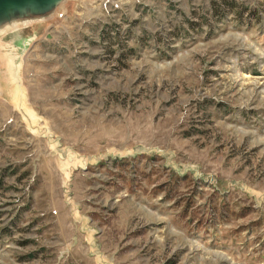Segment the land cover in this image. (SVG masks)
Returning a JSON list of instances; mask_svg holds the SVG:
<instances>
[{
	"label": "rangeland",
	"instance_id": "obj_1",
	"mask_svg": "<svg viewBox=\"0 0 264 264\" xmlns=\"http://www.w3.org/2000/svg\"><path fill=\"white\" fill-rule=\"evenodd\" d=\"M0 264H264V0L0 24Z\"/></svg>",
	"mask_w": 264,
	"mask_h": 264
},
{
	"label": "water",
	"instance_id": "obj_2",
	"mask_svg": "<svg viewBox=\"0 0 264 264\" xmlns=\"http://www.w3.org/2000/svg\"><path fill=\"white\" fill-rule=\"evenodd\" d=\"M62 0H0V24L13 18L36 17L50 12Z\"/></svg>",
	"mask_w": 264,
	"mask_h": 264
},
{
	"label": "trees",
	"instance_id": "obj_3",
	"mask_svg": "<svg viewBox=\"0 0 264 264\" xmlns=\"http://www.w3.org/2000/svg\"><path fill=\"white\" fill-rule=\"evenodd\" d=\"M225 4H227V2H224Z\"/></svg>",
	"mask_w": 264,
	"mask_h": 264
}]
</instances>
